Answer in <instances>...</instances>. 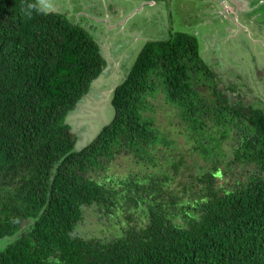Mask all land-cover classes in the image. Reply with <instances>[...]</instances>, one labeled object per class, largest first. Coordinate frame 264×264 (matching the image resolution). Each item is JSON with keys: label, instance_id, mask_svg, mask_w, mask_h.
I'll return each instance as SVG.
<instances>
[{"label": "trees", "instance_id": "obj_1", "mask_svg": "<svg viewBox=\"0 0 264 264\" xmlns=\"http://www.w3.org/2000/svg\"><path fill=\"white\" fill-rule=\"evenodd\" d=\"M44 2L0 0V238L15 236L0 264H264V100L247 77L194 34L148 40L76 150L66 118L100 89L106 38L71 0ZM86 207L114 236L82 233Z\"/></svg>", "mask_w": 264, "mask_h": 264}, {"label": "rangeland", "instance_id": "obj_2", "mask_svg": "<svg viewBox=\"0 0 264 264\" xmlns=\"http://www.w3.org/2000/svg\"><path fill=\"white\" fill-rule=\"evenodd\" d=\"M239 1L242 0H71L75 10H85L103 29L107 40L102 38L100 41L111 63L100 81L95 82L100 86L99 91L84 102L82 100L67 115L66 121L77 135L75 149L80 150L89 144L112 120L114 110L109 104V90L111 93L110 88H115L128 73L136 59V51L148 40L166 39L177 31L196 35L206 62L213 64L206 49L210 53L216 51L217 59L227 62L223 67L227 70L236 68L237 72L243 73L247 77V86L255 88L254 98L259 96L264 100V6L255 10L253 15L257 20L246 26L238 20V14L251 19L250 10L256 0H244L249 8L238 11L233 6ZM40 2L46 9H51V2ZM263 2L261 0L260 4ZM225 10L233 13L227 14ZM237 24L243 28L238 30ZM223 72L229 73L223 70L222 76ZM228 79L233 80V77ZM90 92L92 89L88 95ZM98 218L90 207H86L82 233L104 239L114 236L110 221L103 219L108 224L103 231ZM14 239L15 236L0 238V250Z\"/></svg>", "mask_w": 264, "mask_h": 264}, {"label": "crops", "instance_id": "obj_3", "mask_svg": "<svg viewBox=\"0 0 264 264\" xmlns=\"http://www.w3.org/2000/svg\"><path fill=\"white\" fill-rule=\"evenodd\" d=\"M260 1L261 0H256L254 3H253V6L251 7V14H252V17H251V19H244V18H242L239 14H238V20L244 25V24H247V25H249V24H251V23H253L255 20H257L255 17H254V12H255V10L256 9H259V8H261L260 6H264V2L263 3H261L260 4ZM230 4H231V2H230ZM260 4V5H259ZM236 8L238 11H240V9L241 8H249V7H247V5H246V3L244 2V0H242V1H239L238 3H237V5L236 6H233V8ZM225 12L227 13V14H232L233 13V11L232 12H230V11H226L225 10ZM233 20V19H232ZM239 24V23H238ZM237 24V25H238ZM241 26V25H240ZM238 27H239V25H238Z\"/></svg>", "mask_w": 264, "mask_h": 264}, {"label": "clouds", "instance_id": "obj_4", "mask_svg": "<svg viewBox=\"0 0 264 264\" xmlns=\"http://www.w3.org/2000/svg\"><path fill=\"white\" fill-rule=\"evenodd\" d=\"M152 3H154V2H152Z\"/></svg>", "mask_w": 264, "mask_h": 264}]
</instances>
